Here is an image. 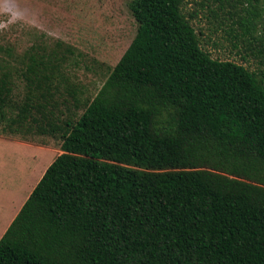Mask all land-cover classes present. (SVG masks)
I'll return each instance as SVG.
<instances>
[{
  "label": "trees",
  "instance_id": "obj_1",
  "mask_svg": "<svg viewBox=\"0 0 264 264\" xmlns=\"http://www.w3.org/2000/svg\"><path fill=\"white\" fill-rule=\"evenodd\" d=\"M186 1L130 2L136 35L91 98L75 46L0 45V131L62 151L0 264H264V70L203 49ZM239 1L264 45V0Z\"/></svg>",
  "mask_w": 264,
  "mask_h": 264
},
{
  "label": "rangeland",
  "instance_id": "obj_2",
  "mask_svg": "<svg viewBox=\"0 0 264 264\" xmlns=\"http://www.w3.org/2000/svg\"><path fill=\"white\" fill-rule=\"evenodd\" d=\"M131 1L0 0V45H11L16 52L23 53L46 33L75 46L84 58L74 68V79L85 86V96L91 98L136 35ZM252 10L249 3L240 4L239 0H187L183 8L187 15L195 16L192 24L203 49L214 58L232 60L258 72L264 70V45L245 34V19ZM262 29L259 24L255 35L263 36ZM0 135L22 139L2 131ZM27 139L51 146L48 159L60 149L61 139L56 137L34 135ZM45 152L11 140L0 143V238L37 182L43 165L36 167L35 157ZM20 185L22 196L17 193V198L11 200L12 191Z\"/></svg>",
  "mask_w": 264,
  "mask_h": 264
},
{
  "label": "crops",
  "instance_id": "obj_3",
  "mask_svg": "<svg viewBox=\"0 0 264 264\" xmlns=\"http://www.w3.org/2000/svg\"><path fill=\"white\" fill-rule=\"evenodd\" d=\"M7 140H11L13 142H16V143H19V144H24V145H27V146H37L38 149H40L41 151H46L44 154H37V161H36V167H41L43 165V168L41 170V173L37 179V182L32 186V188L28 191V194L25 198H23V200L21 201L20 205L18 206L17 210L15 211V213L13 215L16 216V214L19 212V210L21 209L22 205L24 204V202L27 200V198L29 197V195L31 194L32 190L34 189V187L37 185V183L39 182V180L41 179V177L43 176L44 172L46 171V169L49 167V165L54 161V159L60 154L62 153V151L59 149V150H56V153L52 156V158L48 159V155H49V150L51 146H45V145H42V144H39V143H36V142H31V141H26V140H22V139H18V138H9V137H6L4 135H0V143H3L5 144V142ZM44 162H46L44 164ZM17 193L19 194V196L21 197L22 196V185H20L18 188H15L14 191H12L11 193V200H15V198H17ZM13 201H11L12 203V206H13ZM14 216V217H15ZM14 219V218H13ZM12 219V220H13ZM12 222V221H11ZM10 222V223H11ZM10 225V224H9ZM7 229V228H6ZM5 229V230H6Z\"/></svg>",
  "mask_w": 264,
  "mask_h": 264
}]
</instances>
